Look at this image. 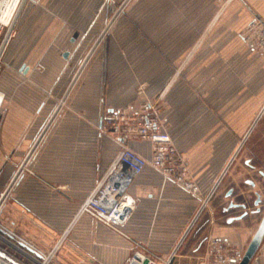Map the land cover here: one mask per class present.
<instances>
[{
  "label": "crops",
  "instance_id": "0c3cea01",
  "mask_svg": "<svg viewBox=\"0 0 264 264\" xmlns=\"http://www.w3.org/2000/svg\"><path fill=\"white\" fill-rule=\"evenodd\" d=\"M98 2L23 0L10 26L0 23V47L6 36L0 56V187L8 184L51 113L45 94L61 91L55 89L61 79L64 95L69 93L61 116L15 183L0 221L36 259L52 255L51 264H127L135 254L143 263L195 264L209 238L227 240L243 254L257 224H227L221 211L230 200L223 179L232 156L223 169L221 164L213 169L208 155L199 158L198 151L187 161L178 149L197 195L146 166L128 187L135 204L124 224L108 223L80 207L119 150L100 132L105 113L162 98V116L177 147L175 137L184 126L201 127L193 141L205 142L209 127L246 125L252 115L242 117L240 111L264 109V52L246 48L240 35L252 19H264V0H167L158 24L137 28L128 15L114 25L108 52L83 58L81 49L75 51L97 28L91 21ZM183 61L190 70L181 74L185 81L175 80ZM70 62L82 63L79 81L64 86ZM200 74L206 85H199ZM127 144L150 158L148 142ZM224 154L230 156L229 144ZM260 187L257 183L255 189ZM254 259L252 264H264V236Z\"/></svg>",
  "mask_w": 264,
  "mask_h": 264
},
{
  "label": "built area",
  "instance_id": "2783aa9c",
  "mask_svg": "<svg viewBox=\"0 0 264 264\" xmlns=\"http://www.w3.org/2000/svg\"><path fill=\"white\" fill-rule=\"evenodd\" d=\"M247 26L248 34L245 36L241 35L242 39L252 49L264 52V19L254 18ZM6 34L10 35L9 29ZM5 38L6 36L4 40ZM4 40L3 42H5ZM3 42L0 47V56ZM156 110L154 104L150 101H145L139 107L134 108L130 106L126 109H116L102 116L99 128L100 132L102 134H109L119 145V150L105 173L97 181L86 201L81 205L80 211H92L108 223L117 225L124 224L135 204L134 198L128 193V187L146 166H151L166 180L172 181L186 192L197 195L199 188L188 176V165L175 148L167 130L165 119ZM57 111L58 108L47 118L29 152L8 184L0 187V214L11 195L15 183L30 162L38 144L43 140L49 127L56 118ZM132 139H139L150 144L151 156L149 159L129 148L127 143ZM8 233L14 235V239ZM0 241L10 246L9 241L17 246L20 251L14 249L20 254L24 255L21 252L23 251L30 255L19 244L24 243V241H18L15 234L1 221ZM24 256L28 257L26 255ZM139 256L135 254L127 264H151L150 262L143 263L139 259ZM33 259L31 260L38 261L34 257ZM240 259L241 256L238 251L234 250L227 240L209 238L200 264H237ZM0 260L6 261L1 254ZM42 260L46 262L47 258Z\"/></svg>",
  "mask_w": 264,
  "mask_h": 264
},
{
  "label": "rangeland",
  "instance_id": "374dc122",
  "mask_svg": "<svg viewBox=\"0 0 264 264\" xmlns=\"http://www.w3.org/2000/svg\"><path fill=\"white\" fill-rule=\"evenodd\" d=\"M178 1L179 2L186 1L187 3H189L191 0H178ZM179 5L183 6L182 3H179ZM165 6H167V0H99L97 5V10L92 15L93 20L91 21L92 24L95 23V26H97V28L88 36L86 46L85 47L82 46L80 48L78 47L75 52H79V50L81 49L80 53L82 54L83 58L87 54H91V53L108 52L112 29L120 19L128 17L129 15L128 20H133L137 28L143 26L148 27L153 24H158L159 18L164 17L163 15H161L162 12L161 7H165ZM201 17L202 15H199L200 21H202ZM247 34H248V26L246 25L240 31V35L245 36ZM243 43L246 48L252 49L250 46H248L247 42H245L244 40ZM236 49H237L236 51L238 52V48ZM252 51L261 52L256 49H252ZM189 52L190 51H188V54ZM81 64H82L81 62H70L69 68L67 69L68 71H70V80L69 82L64 83L65 84L64 86H67L73 79L74 80L72 82V85L73 84L75 85V82L76 84L78 83L79 81L77 79L78 70ZM179 64L180 65L179 67H177L176 70L179 69L181 73L179 76L176 77L175 80L185 81V78L183 79V77H181V74L183 73V71L190 70V63L183 61ZM231 66L234 69L237 68L238 62L235 59H233L231 62ZM199 69L201 73V69H205V67L203 68L200 65ZM75 75L76 77L74 78ZM198 79L200 81L199 85H206V79L201 77V74ZM60 82L56 84L57 87L55 89L59 88V90L61 91L55 92L52 90L53 92L46 93L44 96L45 97L44 102L48 100L53 105L50 111L51 113L55 111L56 108H58V111L56 113V118L58 116H61L62 110L65 108V103L67 102L69 96L68 92H67L68 94L64 95V91H62L63 89L61 87L62 79L60 80ZM142 88H144L143 83H141L138 87L139 95L143 91ZM161 101L162 98H159L156 101H150V102L155 105V108L157 109L156 111L164 115V109L163 106L161 105ZM142 103L143 101L138 104V107ZM240 112L242 113L241 115L242 117L245 114L252 115V120L250 121L251 123H247L246 125H232V126L226 125V126L209 127L210 130L209 132L206 133L209 134L208 136L209 139L205 142H200V143L193 140L198 138L197 135L198 132L196 130L200 129L201 127H196L191 125L184 126L182 127L184 131L178 133L176 132L177 134L175 137L177 139L176 141L177 147L175 148L177 149L179 155H181L182 153L178 149L182 148L184 157H186L187 161H191V157L192 159H194V155H196V153L199 151V153H197L199 155V158L204 157V155H208L210 157L211 159L210 161H213L212 163L213 169L220 164H221L220 168L223 169V167L226 166V164L228 163L229 159L232 156L234 160L232 161V164L228 169L227 175H225L226 178L223 179V182L227 181L228 182L227 185H234L235 187L238 188V191L241 190L238 186H240L243 189L248 188L242 184V180L245 177L251 176L253 174V172H251L247 167L243 165L244 159L252 158L251 162L253 164H255L257 167H264V109L263 110L257 109L252 111L247 110ZM260 112L261 113L263 112L262 115H260L261 114ZM250 115L247 116V118L250 117ZM255 119H257L256 122ZM168 128L169 127L167 124V130ZM218 134H220V138L216 136ZM226 134H229L230 136L228 137L226 136ZM223 136L225 138L224 141H223ZM228 138L229 141H227ZM228 144L230 146V156L226 157L225 156L226 153L222 155V151L227 147ZM195 145L197 147L199 146V150ZM236 151H238L237 154ZM228 177L230 178L232 177V178L230 179ZM223 182L221 184H223ZM258 219L259 216L257 217L256 220ZM256 220L254 221L253 225H256ZM0 254L8 262L10 260L13 263L22 262L23 264H51L50 262H52V257H53L52 255H47L48 260L46 262H44L41 259H38V261H32L28 257H25L24 255L17 252L14 248H12V246L10 247L2 241H0ZM30 255L35 258L33 254ZM239 255L242 257L243 254L239 253ZM202 256L197 258L198 260H196L195 264H200V260ZM253 259L249 262V264H252L251 262L253 261Z\"/></svg>",
  "mask_w": 264,
  "mask_h": 264
},
{
  "label": "flooded vegetation",
  "instance_id": "af4514ba",
  "mask_svg": "<svg viewBox=\"0 0 264 264\" xmlns=\"http://www.w3.org/2000/svg\"><path fill=\"white\" fill-rule=\"evenodd\" d=\"M251 161L252 158L244 159L243 165L253 174L242 180V184L250 189L242 190L238 186L241 189L238 191L237 187L229 185L225 192L226 198H230V200L222 207L221 211L227 214L225 219L227 224L246 220L250 224H254L259 216V219L256 220L258 227L264 214V167H257ZM257 183L261 185L258 190L255 189Z\"/></svg>",
  "mask_w": 264,
  "mask_h": 264
},
{
  "label": "water",
  "instance_id": "95a60500",
  "mask_svg": "<svg viewBox=\"0 0 264 264\" xmlns=\"http://www.w3.org/2000/svg\"><path fill=\"white\" fill-rule=\"evenodd\" d=\"M237 153V151H236ZM256 204V203H255ZM264 236V214L262 216V219L254 232L245 252L243 253L240 261L237 264H249V262L254 258V255L256 254L258 247L263 239ZM23 245V243H20ZM75 251H77L80 255H82L85 258H88L84 253L79 251L76 247L70 245ZM29 251H32L33 249L27 247ZM33 252V251H32ZM257 259H255V263H257Z\"/></svg>",
  "mask_w": 264,
  "mask_h": 264
},
{
  "label": "bare ground",
  "instance_id": "6f19581e",
  "mask_svg": "<svg viewBox=\"0 0 264 264\" xmlns=\"http://www.w3.org/2000/svg\"><path fill=\"white\" fill-rule=\"evenodd\" d=\"M22 2H23V0H2L0 3V23H3L7 26H10L12 20L15 19L14 18L15 13L18 11ZM8 235H11L12 239H14V235L9 234V233H8ZM17 240L20 242H23L22 240H20L18 238H17ZM8 243L10 244V246H13V248H15L16 250H19L16 245L10 243L9 241H8ZM24 243L26 245H28L26 242H24ZM21 252L23 254H25L26 256H28L29 258H31L32 260H34L33 257L28 255L27 253H25L23 251H21ZM0 264H4V263L0 260ZM133 264H135V263H133Z\"/></svg>",
  "mask_w": 264,
  "mask_h": 264
}]
</instances>
